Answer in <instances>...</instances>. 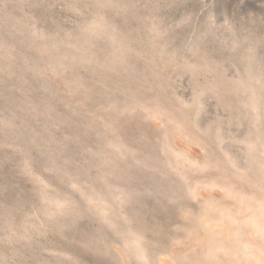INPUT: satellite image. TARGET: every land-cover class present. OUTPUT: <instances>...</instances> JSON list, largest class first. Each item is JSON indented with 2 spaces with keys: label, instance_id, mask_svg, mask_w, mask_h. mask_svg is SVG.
I'll return each instance as SVG.
<instances>
[{
  "label": "rangeland",
  "instance_id": "1",
  "mask_svg": "<svg viewBox=\"0 0 264 264\" xmlns=\"http://www.w3.org/2000/svg\"><path fill=\"white\" fill-rule=\"evenodd\" d=\"M0 264H264V0H0Z\"/></svg>",
  "mask_w": 264,
  "mask_h": 264
}]
</instances>
